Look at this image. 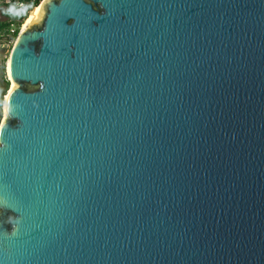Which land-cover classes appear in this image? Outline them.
<instances>
[{"label":"water","instance_id":"95a60500","mask_svg":"<svg viewBox=\"0 0 264 264\" xmlns=\"http://www.w3.org/2000/svg\"><path fill=\"white\" fill-rule=\"evenodd\" d=\"M39 7L6 63L0 264H264V0Z\"/></svg>","mask_w":264,"mask_h":264},{"label":"trees","instance_id":"16d2710c","mask_svg":"<svg viewBox=\"0 0 264 264\" xmlns=\"http://www.w3.org/2000/svg\"><path fill=\"white\" fill-rule=\"evenodd\" d=\"M0 3V31H6L11 25L19 27L20 24L27 18L29 12L38 7L42 0H9ZM22 3V6L18 4ZM15 38L17 35H14ZM1 85L3 90L1 91ZM9 82L6 78V62L4 60L0 63V108L1 96L7 89Z\"/></svg>","mask_w":264,"mask_h":264},{"label":"built area","instance_id":"2783aa9c","mask_svg":"<svg viewBox=\"0 0 264 264\" xmlns=\"http://www.w3.org/2000/svg\"><path fill=\"white\" fill-rule=\"evenodd\" d=\"M35 1V0H32ZM22 6V3L18 4ZM23 23V22H22ZM22 23L19 27L11 25L10 28L6 31H0V49H4L7 44H12V41L16 40L14 35H18L22 28ZM17 37V36H16ZM14 44V43H13ZM3 60L0 58V63Z\"/></svg>","mask_w":264,"mask_h":264},{"label":"rangeland","instance_id":"374dc122","mask_svg":"<svg viewBox=\"0 0 264 264\" xmlns=\"http://www.w3.org/2000/svg\"><path fill=\"white\" fill-rule=\"evenodd\" d=\"M2 1H3V0H0V3H1ZM8 1H9V0H6L4 3H7ZM14 42H15V40L12 41V44H7L6 47H5L4 49H2V50L0 49V58H1L2 60H4V62H6V63H7V58H8L9 52H10V50H11L12 45H13ZM6 78H7V74H6ZM7 80H8V78H7ZM8 82H9V81H8ZM10 86H11V84H10V82H9V85H8L7 89L4 91L3 95L1 96L0 123H1V121H2V119H3V110H2V106H3L4 98L6 97V94H7V92L9 91ZM2 90H3V86L1 85V91H2ZM1 91H0V92H1Z\"/></svg>","mask_w":264,"mask_h":264},{"label":"bare ground","instance_id":"6f19581e","mask_svg":"<svg viewBox=\"0 0 264 264\" xmlns=\"http://www.w3.org/2000/svg\"><path fill=\"white\" fill-rule=\"evenodd\" d=\"M39 9H40V7L38 6V7L34 8L32 11H30V13L28 14L27 18L22 23L21 32L27 29V27L29 26L31 20L33 19V17L35 16V14L38 12Z\"/></svg>","mask_w":264,"mask_h":264}]
</instances>
